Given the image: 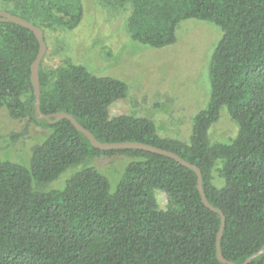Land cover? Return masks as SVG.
I'll list each match as a JSON object with an SVG mask.
<instances>
[{"label": "trees", "instance_id": "1", "mask_svg": "<svg viewBox=\"0 0 264 264\" xmlns=\"http://www.w3.org/2000/svg\"><path fill=\"white\" fill-rule=\"evenodd\" d=\"M100 1L128 11L130 39L150 47L175 43L183 20L219 26L207 106L193 117L187 141L161 136L151 118L111 115L110 106L128 94L124 80L96 75L70 59L45 69L44 55L41 112L72 115L100 142L146 143L196 165L209 203L226 218L221 253L243 263L264 245V0ZM0 6L40 27L46 44L48 31L71 30L84 17L82 0H0ZM39 50L31 29L0 20V108L50 129L29 166L0 159V264H226L217 256L221 216L204 204L192 168L142 149H100L69 119L39 117L31 75ZM223 107L237 134L211 140ZM114 155L131 157L115 190L92 164L74 171L61 188L35 187L69 167ZM157 191L166 194V208ZM248 264H264V253Z\"/></svg>", "mask_w": 264, "mask_h": 264}, {"label": "rangeland", "instance_id": "2", "mask_svg": "<svg viewBox=\"0 0 264 264\" xmlns=\"http://www.w3.org/2000/svg\"><path fill=\"white\" fill-rule=\"evenodd\" d=\"M82 3L84 17L77 27L48 31L44 68H56L70 59L96 75L124 80L128 94L110 106L111 115L127 113L151 118L161 136L187 141L193 117L210 99L211 55L222 37V29L210 21L183 20L176 31V42L155 48L130 39L126 27L128 11L107 8L100 0ZM3 8L6 7L0 6ZM237 131V123L223 107L209 135L211 140L228 141ZM49 132V128L30 120L14 119L6 108H0V159L29 166L34 147ZM130 161L127 155L97 157L69 167L57 179L35 187L61 188L74 171L92 164L115 190ZM157 197L160 206L166 208V194L157 191Z\"/></svg>", "mask_w": 264, "mask_h": 264}, {"label": "water", "instance_id": "3", "mask_svg": "<svg viewBox=\"0 0 264 264\" xmlns=\"http://www.w3.org/2000/svg\"><path fill=\"white\" fill-rule=\"evenodd\" d=\"M0 20L1 21H13L15 23H18L20 25H23L29 29H31L34 34L36 35L37 39L39 40L40 43V50L39 53L36 57V59L34 60L32 67H31V75H32V81L34 84V89H35V94H36V112L38 113L40 118L46 119L50 122H53L55 120H59L61 118H67L69 119L73 125L79 129L80 131H82L91 141V143L100 148V149H104V150H111V149H142V150H146V151H150V152H154V153H159V154H163L166 156H169L173 159H175L176 161L180 162L181 164L192 168L198 177V181H197V187L198 190L202 196V200L204 202V204L209 207L210 209L218 212L221 216V225H220V229L218 232V237H217V256L218 258L226 263V264H238L232 261L227 260L221 253V249H220V238L222 236L223 233V229L225 226V215L224 213L217 208H214L208 201L206 194L204 192L203 189V180H202V175H201V171L200 169L196 166L193 165L187 161H185L183 158L179 157L177 154H175L172 151L169 150H165L159 147H155L146 143H141V142H135V141H122V142H115V143H107V142H100L98 141L94 135L88 130L86 129L84 126H82L81 124H79L76 119L65 112H59V113H54L52 115H45L41 112L40 110V83H39V64L41 62V60L43 59L46 49H47V44L45 42L44 39V33L43 30L36 26L35 24L22 19L21 17L17 16V15H13L8 11H1L0 10ZM51 118H54L53 120ZM264 253V245L261 247V249L257 252H255L254 254H252L251 256H249L243 263H239V264H248L252 259H254L255 257L261 255Z\"/></svg>", "mask_w": 264, "mask_h": 264}]
</instances>
